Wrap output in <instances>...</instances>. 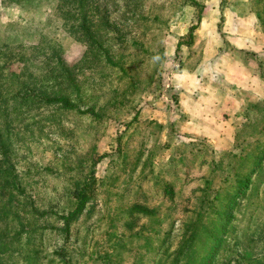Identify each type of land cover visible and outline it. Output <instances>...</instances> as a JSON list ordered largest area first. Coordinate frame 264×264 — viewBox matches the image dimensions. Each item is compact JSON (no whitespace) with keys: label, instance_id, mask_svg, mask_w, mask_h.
<instances>
[{"label":"rangeland","instance_id":"374dc122","mask_svg":"<svg viewBox=\"0 0 264 264\" xmlns=\"http://www.w3.org/2000/svg\"><path fill=\"white\" fill-rule=\"evenodd\" d=\"M94 1L92 41L73 0H0V131L19 184L0 189V264H264V97L220 145L181 133L174 51L196 7ZM232 6L254 12L264 50V0ZM213 18L190 65L222 37Z\"/></svg>","mask_w":264,"mask_h":264},{"label":"crops","instance_id":"0c3cea01","mask_svg":"<svg viewBox=\"0 0 264 264\" xmlns=\"http://www.w3.org/2000/svg\"><path fill=\"white\" fill-rule=\"evenodd\" d=\"M212 1L206 0L208 11L201 18L194 35L206 41L216 38L214 28L217 21L213 14L218 13L223 18L222 37L216 42L214 50H210L211 45L207 43L200 45L199 53L202 55L192 65L189 62L198 53L193 48L194 44H181L173 85L180 114L177 120L178 131L204 137L220 145L228 139L225 131H234L242 121L240 114L243 105L251 98L264 97V50L260 45L261 33L254 12L232 6V1L246 0H226L223 5L220 1V5H215L214 9L210 5ZM186 32L188 30L178 33L174 52L178 38ZM182 48L186 50L183 58L180 56ZM173 56L175 60L176 54L173 53Z\"/></svg>","mask_w":264,"mask_h":264},{"label":"trees","instance_id":"16d2710c","mask_svg":"<svg viewBox=\"0 0 264 264\" xmlns=\"http://www.w3.org/2000/svg\"><path fill=\"white\" fill-rule=\"evenodd\" d=\"M73 1L75 2V4L71 12L82 18L79 28L83 31L84 36H86L87 39L92 40L93 36L89 30V27H87L88 24L86 21L89 19L88 18L89 14L92 13L94 10H96V8L98 7V4H96L94 0H73ZM200 3L201 2L199 0H189V4L191 6L196 7L194 8L196 21L194 25H191L189 27L187 36H186L187 38L184 39L183 38L184 36H182V38L178 40L177 45H176V51H179L181 44L189 45L192 43V39L194 36L193 30L196 28V23L200 22L201 14L203 12V5ZM106 59L110 62L112 61L108 55H106ZM57 62L59 65H62L59 59H57ZM38 99L47 104L62 103L65 107H68V108L74 107V104H72L69 101V99L64 96L39 97ZM168 124L174 127V124L172 122ZM2 135L3 134L0 131V147L2 149V152H0V189L2 191L4 189H8L9 191L10 189L11 190L19 189L17 175L12 170L14 169V167L9 160L8 147H7V144L4 143V140L2 139ZM75 197H76V206L66 216H64V219L66 221L80 214L86 202V196L82 189L76 192ZM13 199H14V195L12 194V192H10V197L8 198V200L13 201Z\"/></svg>","mask_w":264,"mask_h":264}]
</instances>
